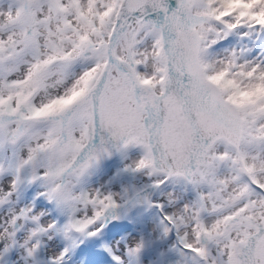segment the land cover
Returning <instances> with one entry per match:
<instances>
[{"label": "snow or ice", "instance_id": "1", "mask_svg": "<svg viewBox=\"0 0 264 264\" xmlns=\"http://www.w3.org/2000/svg\"><path fill=\"white\" fill-rule=\"evenodd\" d=\"M0 264H264V0H0Z\"/></svg>", "mask_w": 264, "mask_h": 264}]
</instances>
